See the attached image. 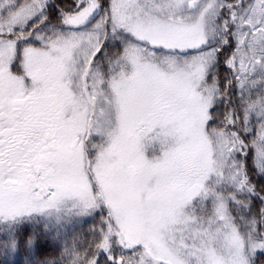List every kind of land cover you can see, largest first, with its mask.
<instances>
[{
  "label": "snow or ice",
  "instance_id": "snow-or-ice-1",
  "mask_svg": "<svg viewBox=\"0 0 264 264\" xmlns=\"http://www.w3.org/2000/svg\"><path fill=\"white\" fill-rule=\"evenodd\" d=\"M0 264H264V0H0Z\"/></svg>",
  "mask_w": 264,
  "mask_h": 264
},
{
  "label": "trees",
  "instance_id": "trees-1",
  "mask_svg": "<svg viewBox=\"0 0 264 264\" xmlns=\"http://www.w3.org/2000/svg\"><path fill=\"white\" fill-rule=\"evenodd\" d=\"M254 181H255V177H254ZM90 225H91V221L89 220L87 223H85V224L83 225V230H84V231H87V229L89 228Z\"/></svg>",
  "mask_w": 264,
  "mask_h": 264
}]
</instances>
